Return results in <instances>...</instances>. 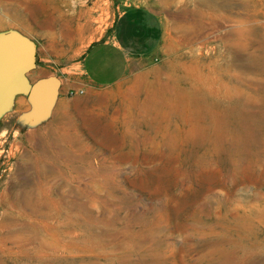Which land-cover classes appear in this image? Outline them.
<instances>
[{
	"label": "rangeland",
	"instance_id": "obj_1",
	"mask_svg": "<svg viewBox=\"0 0 264 264\" xmlns=\"http://www.w3.org/2000/svg\"><path fill=\"white\" fill-rule=\"evenodd\" d=\"M133 6L162 34L119 81L80 75L37 120L24 90L0 114V264H264V0H0V34L34 42L29 86L65 82ZM222 82L261 123L213 144L201 107L208 85L227 104Z\"/></svg>",
	"mask_w": 264,
	"mask_h": 264
},
{
	"label": "crops",
	"instance_id": "obj_2",
	"mask_svg": "<svg viewBox=\"0 0 264 264\" xmlns=\"http://www.w3.org/2000/svg\"><path fill=\"white\" fill-rule=\"evenodd\" d=\"M162 34L160 19L145 6L124 9L116 18L109 38L90 45L84 52L76 77L61 80L64 92L86 89L81 76L91 85H110L124 75L133 57L155 50ZM59 88V89H60Z\"/></svg>",
	"mask_w": 264,
	"mask_h": 264
},
{
	"label": "water",
	"instance_id": "obj_3",
	"mask_svg": "<svg viewBox=\"0 0 264 264\" xmlns=\"http://www.w3.org/2000/svg\"><path fill=\"white\" fill-rule=\"evenodd\" d=\"M36 67V46L30 39L15 33L0 34V114L7 109L12 95L28 90L33 105L31 120L48 114L61 85L55 75L41 77L31 86L27 74Z\"/></svg>",
	"mask_w": 264,
	"mask_h": 264
},
{
	"label": "bare ground",
	"instance_id": "obj_4",
	"mask_svg": "<svg viewBox=\"0 0 264 264\" xmlns=\"http://www.w3.org/2000/svg\"><path fill=\"white\" fill-rule=\"evenodd\" d=\"M19 3V1H18ZM20 4V3H19ZM18 4V5H19ZM21 5V4H20ZM23 6V5H22ZM29 6V5H28ZM239 6V5H238ZM237 7V5H236ZM26 8V7H25ZM242 9V8H241ZM243 10V9H242ZM247 10V9H246ZM253 10V9H252ZM255 11V9H254ZM250 12V11H249ZM237 15H240V14H237ZM236 15V16H237ZM257 16V15H256ZM15 17H17L15 15ZM235 17V16H234ZM242 17V16H241ZM252 17V15H251ZM244 17H242L243 19ZM255 19V18H254ZM244 20V19H243ZM259 20V19H258ZM239 21V20H238ZM246 21V19H245ZM244 21V22H245ZM251 21V20H250ZM261 21V20H260ZM259 21V22H260ZM248 22V21H247ZM258 22V21H257ZM243 23V22H242ZM252 23V22H251ZM247 24V23H246ZM258 24V23H257ZM247 25H250V24H247ZM255 25V24H254ZM242 26V25H240ZM239 26V27H240ZM238 27V26H237ZM251 27V26H250ZM264 27V26H263ZM259 29V28H258ZM252 30V29H250ZM264 31V30H263ZM246 32L245 29H240L238 30V36H242L244 33ZM236 34V32H235ZM261 36V35H260ZM262 37V36H261ZM233 42V41H232ZM247 43V42H246ZM237 45H241L240 42L238 41L237 42ZM244 45V44H243ZM232 46L235 47V44L232 43V45H230V47ZM252 46V45H251ZM250 47V46H249ZM254 48V47H253ZM243 49V48H242ZM249 49V48H248ZM256 51V50H255ZM262 51L263 53L262 54H259V57H258V63L259 64H255L253 63L252 65H257V67L259 68V74L261 75H264V46L262 47ZM258 55V54H257ZM255 58V56H254ZM253 58V59H254ZM231 65H234L233 63H231ZM251 65V66H252ZM232 67V66H231ZM230 67V68H231ZM219 71V70H218ZM233 76V75H232ZM212 77V76H211ZM235 77V76H234ZM260 78V77H259ZM253 79V78H252ZM210 79H207L206 83H210L209 82ZM260 81V80H259ZM262 81V80H261ZM256 84V83H255ZM264 86V85H263ZM210 87L211 86H207V89H206V96L205 98L203 97V100H204V105L203 107H201L202 111H203V119L206 120V121H211L213 123L212 127H208L206 126V130H210V132H208V137L209 139H211V142L213 144L216 143V141H218L221 136H222V133L224 132V130H227V132H230L232 130V128L229 126L230 124H237L238 121H235V118L236 117H239V119L241 120L242 118H248L247 120L251 121V125H253L254 128L257 127V125L260 122V120L257 118V117H253L251 115L249 116H246L244 114V104L245 102H250L251 103V99H249L248 97H252L254 98L256 94H253L251 93L249 96L246 94H242V92L240 91V89L238 87H229L226 83L222 82L221 85H220V90H221V95L224 97V98H229L228 99V102L227 104H222V102L218 99V98H215L214 96V92L215 91H210ZM260 87V86H259ZM262 87V86H261ZM257 88V87H256ZM244 91V90H243ZM249 93V92H248ZM264 94V93H263ZM262 94V95H263ZM176 95H179L180 98L182 99H189V98H192L195 96V91L194 90H191V92L189 94H184L182 92L180 93H176ZM218 95V93H217ZM235 95H238V96H235ZM257 96V95H256ZM178 97V96H177ZM188 97V98H186ZM209 98V100H212V101H215V102H208L206 99ZM215 98V99H214ZM261 98V97H260ZM263 99H264V95H263ZM193 100V99H192ZM260 100V99H259ZM182 103H186L185 101L182 102ZM188 103V102H187ZM186 103V104H187ZM185 104V105H186ZM189 104V103H188ZM183 105V106H185ZM198 105V104H197ZM190 108V106H189ZM188 108V109H189ZM192 109V108H191ZM196 109V108H195ZM200 109V108H199ZM184 110V109H182ZM250 114V113H249ZM250 118V119H249ZM237 119V118H236ZM248 121V122H249ZM225 126V127H224ZM212 130V131H211ZM215 131V133H214ZM213 133H214V139H213ZM248 201V200H247ZM222 202V201H221ZM256 204V203H255ZM244 207V206H243ZM254 207V206H252ZM263 207V206H262ZM261 207V208H262ZM246 208V207H245ZM250 208V207H249ZM221 209V208H220ZM254 209V208H252ZM256 210V209H255ZM226 212V211H225ZM261 212V211H260ZM256 213V212H255ZM244 215V214H243ZM260 215V214H259ZM222 217V216H221ZM260 217V216H259ZM264 217V216H263ZM256 218V217H255ZM258 219V217L256 218ZM260 219V218H259ZM262 220V219H261ZM246 221V220H245ZM251 222V221H250ZM250 226V224H249ZM259 226V225H258ZM253 227V226H252ZM246 228V227H245ZM220 229V228H219ZM252 229V228H251ZM254 229V228H253ZM261 228H259L258 230H260ZM249 231H251L250 229H247ZM261 231V230H260ZM249 234V233H248ZM257 235V234H256ZM264 243V242H263Z\"/></svg>",
	"mask_w": 264,
	"mask_h": 264
},
{
	"label": "built area",
	"instance_id": "obj_5",
	"mask_svg": "<svg viewBox=\"0 0 264 264\" xmlns=\"http://www.w3.org/2000/svg\"><path fill=\"white\" fill-rule=\"evenodd\" d=\"M78 92H80V93H83V89H79V90H77ZM73 91H71L70 93H72Z\"/></svg>",
	"mask_w": 264,
	"mask_h": 264
}]
</instances>
